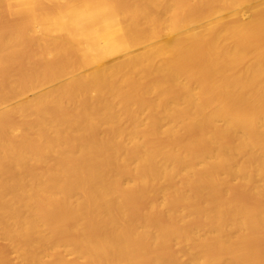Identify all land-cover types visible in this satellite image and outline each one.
<instances>
[{
  "label": "bare ground",
  "instance_id": "6f19581e",
  "mask_svg": "<svg viewBox=\"0 0 264 264\" xmlns=\"http://www.w3.org/2000/svg\"><path fill=\"white\" fill-rule=\"evenodd\" d=\"M0 264H264V0H0Z\"/></svg>",
  "mask_w": 264,
  "mask_h": 264
}]
</instances>
